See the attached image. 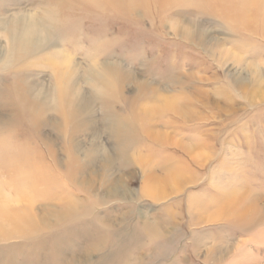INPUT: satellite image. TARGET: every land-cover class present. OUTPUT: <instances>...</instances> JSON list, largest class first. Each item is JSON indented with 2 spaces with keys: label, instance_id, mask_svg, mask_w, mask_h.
Returning a JSON list of instances; mask_svg holds the SVG:
<instances>
[{
  "label": "rangeland",
  "instance_id": "374dc122",
  "mask_svg": "<svg viewBox=\"0 0 264 264\" xmlns=\"http://www.w3.org/2000/svg\"><path fill=\"white\" fill-rule=\"evenodd\" d=\"M141 1L0 0V264H264V0Z\"/></svg>",
  "mask_w": 264,
  "mask_h": 264
},
{
  "label": "bare ground",
  "instance_id": "6f19581e",
  "mask_svg": "<svg viewBox=\"0 0 264 264\" xmlns=\"http://www.w3.org/2000/svg\"><path fill=\"white\" fill-rule=\"evenodd\" d=\"M98 1H101V0H98ZM161 1H165V0H161ZM207 1H210V0H207ZM219 1H221V2H219ZM245 1L246 0H239V2H237L236 4L234 3V2H236V0H215L214 2L215 3H219V5L221 6V8H220L221 9L220 11H221V14H222L221 17L224 20L229 21L228 19H230V20L231 19H235L240 24L246 25L245 22L247 21L248 17H247V10H245V8H246ZM256 2H257V0H256ZM107 3L109 4V6L111 5L112 7H115L117 10L120 9L121 11H125L127 13L128 12H134L136 10V7L137 6H140L141 7V6L144 5V2H142L141 0H107ZM242 7L244 8V11H242V9H241ZM143 8H145V7H143ZM257 8H259V7H257ZM255 11H257V10H255ZM252 12L253 11H251V13ZM18 24H20L18 28L21 30L20 37H19V39L17 38L18 39L17 40L18 46L19 45H21V46L23 45L26 48L27 47H29V48H35V47H38V46H45L47 44V42H49L48 41V38L51 35L48 34L47 29L44 26H42L41 23L36 20V18L29 17V20L28 19L23 20L21 18L18 21ZM179 31H180V29H179ZM182 35H183V37L185 39L192 38L190 31H188L187 29H185V31H183V34ZM12 36H10L11 39H12ZM198 39L200 40V38H198ZM191 40H189V41H191ZM42 41H44L43 44H41ZM51 45H53V43H51ZM63 55H64V57H66V59H65L66 62H69L71 60V58L67 54H63ZM71 76H72L71 68L69 69L68 67H65L62 70V72L59 74V82L64 84V85H61L59 87L60 88L59 89L60 90L59 92H60V95H62L64 97L63 98V102H64L65 106H67V107H69V102H70V99H69L68 96L73 92V88L69 84L70 79H71ZM237 85L241 89H243L245 92L249 89L244 83H242V81L239 82ZM261 87H262V84H260V87L259 86L257 87V86H255V85L252 84L251 90H252L253 93L258 94L260 98H264V91H261ZM31 88H32L31 85H26V87H25V94L26 95H28V96L31 95V93H30ZM148 91H149V89H148ZM36 103H39V102H36ZM32 107H33V105H32ZM36 107L38 109V111H36L37 114H38V117H40V115L42 116L44 113L47 112V110H44L42 108L43 106H41L42 109L40 107L38 108L37 105H36ZM172 107H173V109L176 112H179V108L177 106H172ZM42 110H43V112H41ZM184 111H185V109L184 110H181V112H184ZM184 118H189V116H187V113L185 114ZM46 121H48V120L47 119H42L40 117V119L39 120L37 119V121L35 123L36 124H38V122L39 123L40 122H44L45 123ZM174 173H177V170H175ZM174 175L175 174H173V177L176 176V175L175 176ZM164 181H165V179H164ZM154 187H155L156 193H157L155 195L156 196H159V191L160 192H163L162 191V188H164V186H162V185H160V183H158V184L154 185L152 187V189H154ZM165 189H166V187H165ZM173 192H174V189H173ZM242 206H243L242 203L239 200H237V199H232L231 201H229V202L226 203V209L227 210H231L233 213H236L238 211L244 210L245 212H248L247 214H249V215L252 216V210L254 208V205L253 204H249L248 207H242ZM21 221H22V219L18 220V222H20V223H21ZM14 222L18 223L17 221H14Z\"/></svg>",
  "mask_w": 264,
  "mask_h": 264
}]
</instances>
